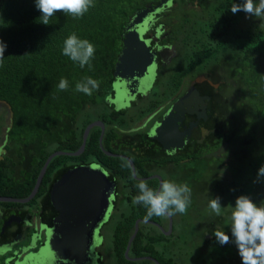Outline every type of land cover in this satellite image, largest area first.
Segmentation results:
<instances>
[{"label":"trees","instance_id":"trees-1","mask_svg":"<svg viewBox=\"0 0 264 264\" xmlns=\"http://www.w3.org/2000/svg\"><path fill=\"white\" fill-rule=\"evenodd\" d=\"M161 1L94 0L95 7L82 19L58 12L45 26L37 21L41 13L34 0H0V39L8 46L0 62V149L6 151L0 160V195L29 197L50 155L77 152L88 125L97 120L105 125L103 136L99 125L91 128L81 154L51 159L28 203L0 205L31 210L39 209L41 201L45 204L41 220L51 224L53 183L73 167L97 164L116 182L113 212L101 228L99 264H157L149 257L160 264H241L235 246H220L213 232L219 227L231 235L230 203L234 205L237 196L249 194L257 203L264 200V183H253L264 164V17L233 15L234 0H172L156 14L152 26L162 27V36L167 33L163 44L175 46L172 64L159 68L150 96L117 109L106 99L113 93L126 26L137 11ZM72 32L95 45L91 71L62 55L63 42ZM204 73L221 83L224 95V104L215 108L219 116L211 127L216 132L206 148L198 146L196 152L188 147V154L166 157L160 149L153 151V140L143 132L129 131ZM85 76L100 81L92 96L74 91ZM61 77L68 79V91L58 90ZM7 104L14 113L11 128ZM224 142L228 147L220 158L206 155ZM190 152L194 154L189 156ZM155 174L162 180L187 182L192 189L187 214L171 217L170 234L165 232L169 217L146 222V209L132 202L138 195V180L158 188ZM211 196L222 198V215L208 207ZM139 219L128 258L125 252Z\"/></svg>","mask_w":264,"mask_h":264},{"label":"water","instance_id":"water-1","mask_svg":"<svg viewBox=\"0 0 264 264\" xmlns=\"http://www.w3.org/2000/svg\"><path fill=\"white\" fill-rule=\"evenodd\" d=\"M172 0H162L155 6H149L136 12L126 26L127 32L124 34L123 49L119 55L115 69V90L117 95L109 96L106 101L109 104H115L118 108H122L131 102L136 90L135 87L140 85V90L145 91L147 84L150 82L152 74L155 71L156 52L151 49V40L144 38V33L150 29L157 13L171 4ZM169 46L159 49L164 59H168L171 54ZM150 75V76H149ZM142 79V80H141ZM141 80V84H140ZM204 80V78L198 79ZM144 82H147L143 85ZM218 86V85H216ZM199 92L193 87L190 92L176 101L171 111L153 130L152 138L162 144L169 150L170 148L181 149L185 144L184 133L179 131L178 123L183 119L181 113L190 112V105H196L197 102L193 98H198ZM199 101L201 99L198 98ZM2 101L0 100V103ZM5 103H7L5 101ZM8 106L9 128L13 126V111L11 105ZM185 107V110H184ZM187 108V109H186ZM202 117L205 118V111ZM99 125L102 128V136L105 132V125L102 121H94L87 126L83 135V143L80 149L74 153L63 151L54 152L47 159L43 166L35 188L29 197L25 199H16L12 197H0V201L27 202L30 201L38 192L43 176L46 173L47 166L51 159L58 154L79 155L85 149L86 140L91 128ZM224 144L218 151L208 154V157L218 158L226 149ZM5 152L4 148L0 149V159ZM110 154V153H108ZM134 170L133 161L128 158ZM160 182L161 176H158ZM116 182L109 178L108 173L97 164L79 165L66 171L60 179L54 182L50 191V197L53 206L59 211L54 219V224L48 228L45 239V246L41 252H31L24 262L19 264H45L51 258V254H55V264H87L89 260V251L96 250L99 245L98 230L103 224L107 214L111 212L115 199ZM169 222V234L172 230V218ZM137 220L135 231L129 240L126 257L133 239L138 230L139 223ZM157 224V223H156ZM159 226V224H157ZM162 228V226H159ZM163 229V228H162ZM5 247H0L4 249ZM9 249V247H7ZM157 264L156 259L149 257Z\"/></svg>","mask_w":264,"mask_h":264},{"label":"clouds","instance_id":"clouds-1","mask_svg":"<svg viewBox=\"0 0 264 264\" xmlns=\"http://www.w3.org/2000/svg\"><path fill=\"white\" fill-rule=\"evenodd\" d=\"M35 8L41 13L37 21L48 26L49 21L58 12L71 15L74 19H82L84 15L95 7L94 0H34ZM230 11L233 15L243 12L248 18L264 17V0H234ZM7 44L0 39V62L4 59ZM95 45L88 39H81L75 32L70 33L63 42L62 55L78 64L80 68L93 69L92 60L95 56ZM100 81L85 76L75 84V92L92 96L98 91ZM59 91L69 90V81L61 77L57 85ZM169 152L168 155H174ZM253 183H264V164L256 174ZM138 195L133 198V204L142 205L146 209L144 217L147 222L153 217H174L177 214L185 215L191 205L192 189L187 182L178 183L174 180H162L158 188L149 186L148 181L138 180L136 183ZM235 191V189H233ZM208 207L217 216L222 215V198L215 196L209 199ZM231 207L230 233L217 227L213 236L220 246L232 244L237 249L241 264H264V200L254 201L249 194L236 197ZM7 250L0 249V255ZM45 264H55V254Z\"/></svg>","mask_w":264,"mask_h":264},{"label":"flooded vegetation","instance_id":"flooded-vegetation-1","mask_svg":"<svg viewBox=\"0 0 264 264\" xmlns=\"http://www.w3.org/2000/svg\"><path fill=\"white\" fill-rule=\"evenodd\" d=\"M157 16V15H156ZM155 16V19H156ZM155 22V21H154ZM153 22V24H154ZM147 29L144 33V38L146 40H151V49L156 52L155 60L157 64L155 65V71L149 70L148 74H152L150 82H148L147 89L145 91L140 90V85L135 87L136 93L134 97L131 99V102L122 107H130L137 98H142L143 100L150 96L153 92V89L156 84L158 71L161 66L170 65L173 62L174 57L177 54L176 48L173 44H163L161 42L162 37L166 36L165 33L162 36V27H152ZM127 32V30H126ZM125 32V33H126ZM124 33V34H125ZM169 46L171 49V54L169 55L168 59H164L163 55L159 52V49L162 47ZM204 78V80H198ZM142 80V79H141ZM140 80V84L142 83ZM115 82L113 84V93L111 95H117V91L115 90ZM147 82H144L145 85ZM218 85V86H216ZM195 87L199 92L198 98H193L196 105H190V112L181 113L180 116L183 117L181 121H179V131L184 133L185 144L181 149L177 148H170L169 150L165 149L160 142L152 138L153 130L156 126L163 120V118L169 114L173 105L176 101L180 100L184 96H186L190 90ZM222 85L220 82H215L211 78H209L205 73L197 75L194 79H191L184 87L180 89L178 93H175L173 97L168 99L166 102L159 104L153 111H150L146 114V116L136 125H134L129 131L130 132H143L144 135L148 137V139L153 140L152 148L153 151L157 148L163 151V154L168 157L169 152L174 151V155L169 157L177 156V153L181 154H188V147H194L195 151H198V146L200 148H206L207 143L210 141V138L213 134H215L216 130L214 127H211L212 123L215 121L216 117L219 116L218 112L215 111L216 107L219 105L224 104V95L221 93ZM179 93V96H177ZM109 95V96H111ZM115 108H118L115 104H113ZM145 106V105H143ZM2 106L0 105V108ZM220 108V107H219ZM187 109V108H186ZM185 110V107H184ZM205 111V118L202 117V113ZM224 144L228 143L224 142L218 149L211 151V153L218 151ZM213 147V145H211ZM226 147V149H227ZM225 149V151H226ZM225 151L219 156V158L225 153ZM6 151L3 153L5 154ZM2 154V158H4ZM194 153L190 152L189 156H192ZM210 153H207L208 155ZM188 157V156H186ZM190 158V157H188ZM0 159V160H1ZM187 160V158H185ZM173 161L170 162V165ZM159 174L153 175V177H158ZM220 176H224V173L221 172ZM54 184V183H53ZM115 199L113 202V206L111 212L107 214L103 224L110 218L114 203L116 201V187H115ZM0 197H11L7 195H0ZM13 198V197H12ZM17 199V198H16ZM51 200V197H50ZM2 203L7 202H14V201H0ZM17 202V201H16ZM18 203H28L27 202H18ZM52 203V201H51ZM53 205V204H52ZM39 209H29L28 207L24 206H17V205H0V247H9L5 251L3 255H0V264H19L20 262H24L27 256L31 252H41L45 246V239L48 232V228H51L54 224V219L59 214V211L53 206L55 210V215L52 214V223L43 222L41 220V212L45 211V204L43 202H39L38 204ZM170 220V218H169ZM101 227L98 230V238H99V245L97 246L96 250L89 251V260L87 264H99L98 259V251L102 244V235H101ZM34 230V232H33ZM31 231V232H29ZM167 232V231H165ZM171 233V232H170ZM169 233V234H170Z\"/></svg>","mask_w":264,"mask_h":264},{"label":"rangeland","instance_id":"rangeland-1","mask_svg":"<svg viewBox=\"0 0 264 264\" xmlns=\"http://www.w3.org/2000/svg\"><path fill=\"white\" fill-rule=\"evenodd\" d=\"M154 21H155V19H154Z\"/></svg>","mask_w":264,"mask_h":264}]
</instances>
